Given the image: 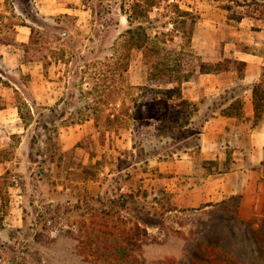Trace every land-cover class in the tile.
Returning a JSON list of instances; mask_svg holds the SVG:
<instances>
[{
	"label": "rangeland",
	"instance_id": "1",
	"mask_svg": "<svg viewBox=\"0 0 264 264\" xmlns=\"http://www.w3.org/2000/svg\"><path fill=\"white\" fill-rule=\"evenodd\" d=\"M134 1H1L0 105L18 113L0 122V264H264V191L202 200L209 175L235 167L220 157L233 152L226 133L218 159L201 155L205 121L224 96H202L212 82L200 71L180 98L153 91L142 50L133 48L128 71L117 50L143 23L155 43L178 48L179 66L193 58L199 70L213 57L234 80L229 70L240 64L225 47L239 36L246 5L263 10L264 2L155 0L131 24ZM173 3L198 16L184 48ZM241 88L236 80L232 90ZM89 113L100 115L98 125ZM109 113L128 121H107ZM136 222L148 230L139 246L127 237Z\"/></svg>",
	"mask_w": 264,
	"mask_h": 264
},
{
	"label": "crops",
	"instance_id": "2",
	"mask_svg": "<svg viewBox=\"0 0 264 264\" xmlns=\"http://www.w3.org/2000/svg\"><path fill=\"white\" fill-rule=\"evenodd\" d=\"M1 1L5 0H0V3ZM261 1L264 2V0ZM246 7L247 10L243 11L241 16L239 36L236 40L229 41L225 47V56L245 63L242 72L229 70L236 76V79L229 81L225 80L227 70L220 73L201 74L210 77L209 80L212 82L207 85L209 90L201 95L207 100L224 96L225 101L222 107L212 111L213 116L205 121L201 155L206 160L218 159L220 139L223 136L222 133H226L230 143L226 146H232L233 152L231 155L226 154L225 157L220 154V157L225 162L235 164V167L221 177L209 175L202 194V200L205 202L220 200L236 194H242L246 199L254 193V189L259 188L260 192L264 191V171L261 167L264 162V116L258 123H255L256 110L253 91L255 84L264 83V9L252 8L250 4ZM18 28L20 29V26ZM18 39L26 41V36L18 33ZM196 47L199 53L206 57L209 56V52L200 45ZM206 60L213 62L215 59L207 57ZM223 75L224 78H222ZM236 80L240 81L241 90H232ZM198 98L199 96L194 99ZM234 101H240L243 104L240 113L236 111V108H232ZM14 111L18 113L13 103L7 102L5 105H0V122L9 123L15 120L16 118L9 115ZM239 114H243L242 117ZM221 123V127L218 128Z\"/></svg>",
	"mask_w": 264,
	"mask_h": 264
},
{
	"label": "trees",
	"instance_id": "3",
	"mask_svg": "<svg viewBox=\"0 0 264 264\" xmlns=\"http://www.w3.org/2000/svg\"><path fill=\"white\" fill-rule=\"evenodd\" d=\"M149 2L145 4L142 0H135L131 6V11L128 13V17L130 23L133 24L134 20L139 19V14L143 13L146 16H149L150 12L153 11L156 7L159 6L158 2L155 0L151 1L150 6L147 7ZM174 12L177 14L172 21H170L174 25L173 30H178L180 28H184V34L181 35L185 43L182 44L183 48L189 44L191 45L194 36L195 25L198 22V16L191 10L182 9L177 3H173ZM142 11V12H140ZM121 40L117 42V50L120 52L119 58L121 60V65L124 71H128L131 52L133 48H139L142 50L144 54V60L149 64V82L151 85H156L158 88H152L151 90L160 91L168 94L170 97H182V85L190 81L192 76L200 71L201 73H220L224 69L220 67L222 61L218 62H201L200 69L198 70V66L195 64L193 58L187 63H183L179 66L178 59L175 56V52H178V48L176 46H169L167 44V40H162V42H154L150 31L143 23H139L136 26H131L127 29L126 33L121 36ZM175 39V37H173ZM183 54H188L189 56H193L192 52L183 51ZM234 62H238L240 64L238 70L242 72L245 63L240 60H233ZM165 84H171L172 86H168L163 88ZM119 93L122 92V87L118 89ZM254 97H255V123H258L260 119L264 116V83L255 84L254 88ZM236 107V104H232V108ZM19 111L22 115V109L18 106ZM144 115V111L140 110L138 112V116L134 115V118L139 121V118ZM84 117L87 119L95 118L97 120V125L99 124L100 115L93 114H84ZM107 121L124 123L128 121L126 115L109 113L106 115ZM83 120V119H82ZM111 127V125H109ZM264 166V162H263ZM87 172H90L89 168H85ZM93 178H96L97 172L92 173ZM237 196V195H235ZM136 230L132 231V233L127 232V237L129 242H133L136 246H139V239L143 235H147V228L143 227L140 222H136L134 226ZM132 239V240H131ZM120 249L125 252L124 246H120ZM127 253V252H126ZM129 253V252H128ZM122 260V257L118 258ZM122 263V261H121Z\"/></svg>",
	"mask_w": 264,
	"mask_h": 264
},
{
	"label": "water",
	"instance_id": "4",
	"mask_svg": "<svg viewBox=\"0 0 264 264\" xmlns=\"http://www.w3.org/2000/svg\"><path fill=\"white\" fill-rule=\"evenodd\" d=\"M60 33L63 35V36H66L68 34V31L67 30H60Z\"/></svg>",
	"mask_w": 264,
	"mask_h": 264
}]
</instances>
